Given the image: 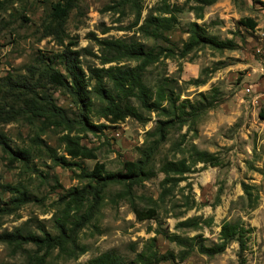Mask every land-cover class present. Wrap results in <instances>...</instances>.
<instances>
[{
	"label": "rangeland",
	"instance_id": "1",
	"mask_svg": "<svg viewBox=\"0 0 264 264\" xmlns=\"http://www.w3.org/2000/svg\"><path fill=\"white\" fill-rule=\"evenodd\" d=\"M59 1L0 0V102L8 100L6 83L16 89L37 83L30 79V68L38 72L51 64L66 76L67 61L62 55L72 53L88 75L87 67H101L100 41L133 39L162 54L147 67L144 83L156 90L163 78L173 79L172 88L180 100L188 99L196 106L197 116L175 120L147 179L133 188L123 183L105 187L92 220L78 234V254L68 256L56 249L45 255L32 244L20 250L0 242V264H86L109 250L133 260L146 250L151 238H156L155 251L175 258L159 264H240L236 242L213 257L191 247L196 237L206 246L219 243L225 221L250 229L245 264H264V119L259 117L264 105V0H207V5L194 0H143L137 26L136 14L129 7L133 5L126 0H80L67 18L62 41H57L46 35L44 24ZM164 2L181 8L178 24L164 33L163 40L144 38L137 31L139 26L148 14L157 16ZM196 6H203L201 18L193 10ZM247 18L256 22L255 29L241 23ZM192 22L209 36L233 42L234 47L202 46L183 55ZM44 91L58 107L77 112L63 88L47 85ZM145 115L146 123L127 118L111 124L92 118L106 127L101 134H79L81 144L96 155L77 161L81 169L57 165L51 158L52 152L58 157L65 154L60 141L68 133L64 129L47 127L42 119L17 117L5 122L6 116H0V133L7 136L10 146H0V207L6 210L0 216V234L57 235L56 220L69 200V190L88 183L81 171L89 173L101 164L108 172H118L122 161L139 159V150L155 139L149 133L164 118L150 112ZM24 150L30 155L20 154ZM196 151L207 152L215 165L198 161ZM182 159L189 172L179 176L176 184L167 185L169 191L161 200L165 176L160 167ZM128 191L140 209L155 210L154 219L136 218L128 201L118 197ZM81 250L85 253L79 254ZM186 250V258L180 260Z\"/></svg>",
	"mask_w": 264,
	"mask_h": 264
},
{
	"label": "trees",
	"instance_id": "2",
	"mask_svg": "<svg viewBox=\"0 0 264 264\" xmlns=\"http://www.w3.org/2000/svg\"><path fill=\"white\" fill-rule=\"evenodd\" d=\"M79 1L60 0L51 7L48 19L44 24L46 35L54 37L57 41H62L67 18L78 7ZM142 1L126 0L127 3L133 5L129 7L136 14L135 26L141 19L142 6L139 5ZM194 1L209 4L207 0ZM163 4L158 10L157 16L148 14L139 26L137 31L144 38L163 40L165 39L164 33L172 30L178 24L177 13L181 11V8L169 6L165 2ZM200 7L203 6L193 8L198 18L202 17L203 10ZM165 15L167 16L164 17ZM241 23L249 29H255L257 26L256 22L250 18ZM188 33L190 37L183 45V55L202 46L216 50L234 47L231 41H220L209 36L194 22L189 24ZM99 43L104 52V57L100 61L101 67H87L88 75L83 72L77 59H74V54L71 53L70 56L62 55L67 61L68 75L66 76L48 64L38 72L31 68L28 70L30 79H36V84H25L20 89H16L17 87L6 83L5 91L8 100L0 102V116H6L5 122L13 121L17 117L42 119L47 127L62 128L67 131L68 133L60 138L64 145V156L58 157L52 152L51 158L57 165L74 166L79 169H81V165L77 161L96 158L92 149L81 144L79 134H101L106 127L103 124H95L92 118L103 119L111 124L123 122L127 118H132L139 123H146L148 118L145 113L150 112L156 113L158 117L164 119L158 120L155 130L149 133L151 138L155 139L139 150L140 158L135 161H122L120 171L108 172L101 164H96L89 173L81 171L84 174L81 177L87 179L88 183L82 189L69 190L67 194L69 200L65 202V207L56 220L57 235L49 233H44L42 236L33 233L23 235L18 231L0 234V242L8 244L14 249L22 250L24 244H32L40 251L44 250L45 255L56 249L68 256L78 254L76 251L79 247L78 234L92 220L103 200L102 193L105 187L114 183H123L128 185V188H133L147 179L153 158L160 145L166 140L169 130L175 127V120L184 119L186 115L197 116L196 106L188 99L180 100L172 88L173 79L163 78L157 84L156 90L144 83L147 67L159 61L162 55L160 51L155 52L152 49H147L142 43L133 39L130 41L124 39L103 40ZM167 51L170 52V50ZM124 62H134L135 65L121 66L120 64ZM47 85L63 88L71 96L77 112L58 107L53 101V96L44 91ZM39 87H41L40 92L37 90ZM259 117L264 119V105L260 110ZM73 131L77 133L75 136L72 135ZM0 146L3 149L10 147L8 138L3 133H0ZM20 154L30 155L28 150H24ZM195 154L198 161L215 165L207 152L196 151ZM189 169L190 167L187 166L184 159L177 162L166 161L162 164L160 172L165 177L161 182V200L169 191L167 185L179 182V176L189 172ZM2 189L12 190L10 186H2ZM118 197L128 201L138 220L155 218V210L140 209L129 191L121 192ZM5 213L6 210L0 207V216ZM249 233L250 229L242 223L225 221L221 228L219 243L206 246L203 239L196 237L194 245L191 247L196 248L200 254L213 257L223 253L231 243L236 242L239 247L240 264H245ZM157 234L163 233L157 232ZM163 235L169 239L165 234ZM174 242L181 243L179 240H174ZM155 243L156 238H151L146 250L138 253L133 260L124 258L115 250H109L91 258L86 264H159L175 259L171 253L161 255L155 251ZM83 253H85L84 250L79 251V254ZM187 254L188 250L182 253L179 257L180 260H184Z\"/></svg>",
	"mask_w": 264,
	"mask_h": 264
},
{
	"label": "built area",
	"instance_id": "3",
	"mask_svg": "<svg viewBox=\"0 0 264 264\" xmlns=\"http://www.w3.org/2000/svg\"><path fill=\"white\" fill-rule=\"evenodd\" d=\"M247 91L249 92L250 90H249V89H247Z\"/></svg>",
	"mask_w": 264,
	"mask_h": 264
}]
</instances>
